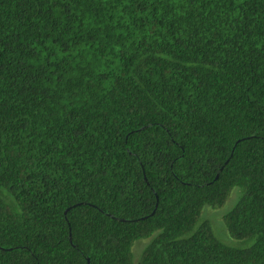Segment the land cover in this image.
I'll use <instances>...</instances> for the list:
<instances>
[{
	"label": "trees",
	"instance_id": "trees-1",
	"mask_svg": "<svg viewBox=\"0 0 264 264\" xmlns=\"http://www.w3.org/2000/svg\"><path fill=\"white\" fill-rule=\"evenodd\" d=\"M0 264H264V0H0Z\"/></svg>",
	"mask_w": 264,
	"mask_h": 264
},
{
	"label": "rangeland",
	"instance_id": "rangeland-1",
	"mask_svg": "<svg viewBox=\"0 0 264 264\" xmlns=\"http://www.w3.org/2000/svg\"><path fill=\"white\" fill-rule=\"evenodd\" d=\"M240 197V192L238 189H235L230 198L228 199L226 205L222 209H211L205 207L202 212V218L210 221L214 234L216 238L223 244L231 247L239 246L238 241L233 239L227 232L224 216L234 208L238 199ZM150 243V240H141L137 241L133 247V256L134 261L137 262L143 250Z\"/></svg>",
	"mask_w": 264,
	"mask_h": 264
}]
</instances>
